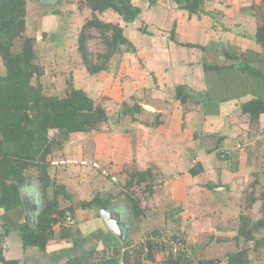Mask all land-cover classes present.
<instances>
[{"label": "crops", "instance_id": "1", "mask_svg": "<svg viewBox=\"0 0 264 264\" xmlns=\"http://www.w3.org/2000/svg\"><path fill=\"white\" fill-rule=\"evenodd\" d=\"M39 1L44 2L45 6L39 8L37 0H27L26 25H30L32 14L38 15V29L42 38L47 34L59 35L70 39L67 41L70 45L72 39L76 38V32L82 28L83 21L93 17L94 12L86 0L83 1L85 7L79 5V0ZM131 1L142 10L132 22H126L112 9L96 14L105 22L118 23L123 27L124 35L134 41L137 51L127 50L124 53L127 67L129 69L136 62L132 68L133 76L137 79L144 74L146 82H149L147 84L151 86L147 94H154V100L150 99L148 103L146 99L144 102L138 100V103L144 113L157 114L163 120L152 127L142 121L143 126L123 133L121 137L126 141L117 145L126 147L130 152L126 158L129 171L150 169V165L147 167L150 155L160 165V170L164 168L166 174L163 173L164 177L161 174L159 180L164 182L169 174L172 194L168 193V199L176 204L181 203L180 214L184 220H188L195 211L199 213L200 228L208 232L203 235L206 239L203 245L213 239L212 235L209 237L210 233L215 234L214 241L219 246L235 241L233 235L232 238H223L228 229L226 224H231L237 232L244 224L249 229L254 224L249 217L252 215L251 209L258 205H261V212L262 207L264 209V112L255 117L243 110L244 103L253 99L264 102V41L257 38L258 29L264 24V0H204L199 13H190L174 0H157L153 5L149 0ZM50 2L52 5L46 4ZM34 6H37L36 9H32ZM141 29H147L150 33H144ZM96 31L95 27L88 28V40L94 38ZM172 32L176 40L172 39ZM155 36H160L156 43ZM178 42L199 46L188 47ZM175 56L177 59L173 60ZM205 64H217L221 69H207ZM251 69L260 73L253 74ZM180 85L184 96H187L184 103L176 99L177 94L175 97L176 88ZM174 98L183 104L184 109L169 110L171 105H175ZM144 103L151 107L146 108L148 105ZM152 135L153 142L146 140ZM171 135L173 138H170ZM190 139L200 141L194 149H190ZM187 147L186 152L180 151ZM140 151L143 161L139 162L135 158ZM104 152L107 153L108 149ZM199 165L201 171L196 175L191 174L190 169ZM151 175L154 177L155 171L153 173L151 170ZM154 180L157 181L156 177ZM32 190L24 189L22 193L34 205L37 193L34 190L33 194ZM149 198L154 206V192L149 194ZM107 210L115 218L118 216L128 238L135 236L136 231L139 236L145 235L146 230L141 226L143 220L136 221L130 215V207L123 198H113ZM31 212L37 214V210L32 208L29 212L25 208L22 211L27 215ZM176 213L177 210H169L167 216ZM97 217L102 223L91 220V228L85 236L61 238L57 235L49 241L47 248L52 243L58 248H46L43 253L50 254L52 250L59 264L73 258L71 256L82 257L84 254L83 264L86 260L90 264L92 258L89 253L92 250L113 245L121 247V239L101 215ZM151 218L154 220V217ZM174 219L177 224L181 223V216ZM87 222L90 221L83 223ZM224 260L226 258H222Z\"/></svg>", "mask_w": 264, "mask_h": 264}, {"label": "trees", "instance_id": "2", "mask_svg": "<svg viewBox=\"0 0 264 264\" xmlns=\"http://www.w3.org/2000/svg\"><path fill=\"white\" fill-rule=\"evenodd\" d=\"M91 7L93 17L86 22L78 38V51L82 62L90 76H95L100 71L106 70V61L116 53L126 51H137L134 41L124 35V29L118 23L105 22L101 20L96 12L112 9L119 13L126 22L134 21L141 13V8L132 3L131 0H86ZM157 0H149L150 5ZM180 7L187 9L190 13L202 11L204 0H174ZM27 0H0V56L4 61L6 72L0 75V210L3 213L17 214L19 223L18 230L23 246H35L41 252H45L49 241L57 235L61 238H71L73 227H69L67 216L76 220V211L72 206L62 207L59 196L64 200L71 198L65 184L57 185L50 174L51 158L59 156L63 144L68 138L81 132L96 131L100 124L106 122L109 117L101 104L96 103L91 95L83 87H77L74 81L67 80L64 95L47 94L41 82L33 83L34 77L40 79L44 74L43 68L35 60V37L25 35ZM97 28L102 35L107 51L100 63L91 59V53L86 47L89 38L88 28ZM144 33H150L147 29H141ZM171 37L176 40L174 32ZM24 39L22 50L13 52L14 40ZM257 38L264 41V24L258 29ZM188 47H198V44L181 43ZM204 47V46H203ZM125 53V52H124ZM207 69H221L217 64H205ZM253 74L260 73L251 69ZM177 98L184 103L187 96L183 94V88L178 86ZM130 104V103H128ZM129 109H127L126 107ZM142 110L138 102L124 105L121 115H130L131 119L136 112ZM243 110L258 117L264 112V102L253 99L244 103ZM121 118V117H120ZM225 156V154H222ZM56 167V166H54ZM36 169L37 181L41 186V196L44 198L43 207L35 214L33 224L24 211L22 190L29 179L28 171ZM57 168V167H56ZM202 167L199 165L190 169L193 175L198 174ZM129 178L125 184V199L129 203L132 216L137 220L146 217V207L134 196L133 188L142 184L151 177V169L140 171L137 169L129 171ZM114 174L110 173L109 178ZM54 187L53 195L47 196L50 187ZM148 191L153 194V183H149ZM130 190V191H129ZM37 193V191L35 190ZM38 194V193H37ZM115 196L108 194L96 195L91 200H83L80 207L83 209L95 208L100 217V209H107ZM171 208V207H170ZM174 210V208H171ZM20 216L23 217L20 221ZM243 218V217H242ZM76 224V223H75ZM264 224V217L254 222L251 228L244 224L238 229L234 237L239 250L229 252L226 264H257L249 259V251L243 248L242 243H248L256 239L255 231ZM145 235L154 236L152 239L138 248L131 249L129 246L133 239L124 236L122 246L106 247L102 250H92V264H119L126 251L128 264H145V262H157V256L165 252L163 264H221L222 258H198L195 251L189 247L188 251L173 252L170 245L161 242L163 231L151 228L145 229ZM10 229L8 223L4 225V231H0V263L20 264L17 259L5 257L4 242ZM179 235V234H178ZM177 233L172 235L178 237ZM184 243L188 241L180 238ZM77 241V240H76ZM75 241V242H76ZM257 241L256 245L262 244ZM145 245L147 248L145 249ZM241 246V247H240ZM257 247V246H256ZM242 248V249H241ZM65 252V251H64ZM25 264V263H24ZM64 264H83L80 256L69 258Z\"/></svg>", "mask_w": 264, "mask_h": 264}, {"label": "rangeland", "instance_id": "3", "mask_svg": "<svg viewBox=\"0 0 264 264\" xmlns=\"http://www.w3.org/2000/svg\"><path fill=\"white\" fill-rule=\"evenodd\" d=\"M37 1L39 3V8L45 6L43 4L44 2H40L39 0ZM83 1L84 0H79V5L85 7ZM46 4L52 5V2ZM35 7L37 6H34L32 9H36ZM38 17V15L32 14L30 25H26V31L24 33L27 36L35 37V60L37 64H39L44 70V74L40 77V79H36L34 77L33 83L36 84L38 82H41L44 86V91L47 94H57L59 96H62L64 95L66 90L67 80L74 81V84L77 87H83L87 91V93L93 97L96 103L101 104L103 108H105L109 117L106 122L100 124V128L96 131L81 132L71 135L65 142V146L63 144V149L59 152V156L51 158V162L55 160L59 161L60 159H66L70 161V163L66 162L59 165H54L57 168L54 166L51 167L50 174L57 185L65 184L67 186V191L71 195V198L65 201L63 196H59L60 200H63L61 202V206H72L73 208H75L76 224L69 227H73L74 236L81 237L85 236V234L89 230V227L91 228V220H97L99 223H102L101 219L97 217V210H94V208L83 209L82 207H80L81 201L91 200L98 194L107 197L109 193L115 195V197H120L126 200V189L124 186L125 184H127V179L129 178V165L127 164L126 158L129 157L130 152L126 147H120L117 145L118 143L123 141V138L121 137L122 134L133 131L132 128L137 129L139 126H143L142 121H144L147 126L152 127L157 125L159 123L158 121H162L163 118H161L159 115L157 116V114H152L147 110L146 113H144V111L142 110L136 112V114L134 115V117L138 118V120L136 121H131L130 115H121L120 111H122L124 105L130 106V104H134L135 101L140 102L138 100L144 102V99H146L147 103L150 102V99L154 100L153 93L152 96L150 95V93L147 94L151 89V86L149 87V85L147 84L149 82H146V76H144V74H138L139 77L137 79L133 76L134 69L132 68H134L136 62H133V65L131 64L128 69L127 58L124 54V52H126V47L123 48V53H116L112 58L105 62L107 69L97 73L95 75V79L93 75L90 76L91 73L88 72L85 68L82 62L81 54L78 51L79 35L86 22L90 19L88 20L86 18L83 21L82 28L78 32H76V38H73L72 44L69 45L67 41H69L70 39L67 40L65 37L59 35L49 36L47 34V37L44 36L42 38V33H40V29H38ZM94 34L95 35H93V39L87 40L86 47L91 53V59H93L96 63H100L104 60L102 54H105L107 48L103 41L101 32L97 29L96 33ZM159 39L160 36H155L154 43H156V41H158ZM23 41L24 39L22 38H17L14 40V45L12 48L13 52H20L22 50ZM142 43L146 42L142 41ZM176 59L177 58L175 56L173 60ZM5 72V64L0 56V75L4 74ZM89 79L94 81L95 84L92 81H89ZM176 94L177 92H175V97ZM176 99L179 100L178 98ZM176 99L174 98L175 105H171L169 107V110H172L171 108L175 110L177 109V111L184 109L183 104L177 102ZM144 104L148 105L146 106V108L151 107L149 106L150 104ZM156 136L157 132L154 133L155 138ZM154 137L152 135L150 139L147 138L146 140L153 142ZM126 138L127 136L125 135V139ZM170 138H173V135H171ZM133 140H130V142H132ZM194 140H188L192 143L190 149H194L197 146V143L200 142H196ZM186 141L187 140H184V142ZM174 143L175 142H170L169 144ZM108 144L110 146L107 147ZM147 147L148 146L146 143L145 148ZM107 149L108 152H104ZM187 150L188 147L182 150L180 149V151L182 152H186ZM106 155H109L110 158ZM140 156H142L141 151L140 154H137L136 158L135 156L134 158L140 162V160H142ZM149 158L150 160L147 162V167L150 165L149 168L153 173L155 171L156 175L152 177L154 175L153 174L151 176L152 178L148 177L145 182L136 185L133 188L134 196L140 200L142 206L146 207V212L148 213V218L145 217L142 219L143 225L141 224V226H143V229L149 228L151 226V229L154 228V230L163 231L164 237L169 235L171 236L176 233L177 235L179 234L178 237L184 238L188 241V246L191 248V250L193 249L195 251L198 258H215L216 256H220L222 258H226L227 260V255L229 252L239 250L240 248L239 246H237V243L234 240L228 241L229 243H223L220 246L217 245L214 241L215 234L213 235L211 233L209 237H211L212 235L213 239L207 241V243L210 241V244L208 243L207 245H203L206 241L203 235H207L208 232H203L204 230H201L200 228L201 226L198 222L199 213L197 211L194 212L193 210L194 213H191L189 215L190 217L188 218V220H184V217H182V215L180 214V209H182L180 206L181 203L179 202L176 204L174 201L172 202L168 199V193L172 194V189L169 186V174H167L168 177H166V180L164 182L160 181V175L162 174V177H164V168L162 167L160 170V165L154 161L152 155H150ZM71 161L74 162L71 163ZM93 163H98V165H101L108 171L109 174L115 172L113 173V179L109 178V174H102L98 169L95 168ZM51 165L53 164L51 163ZM28 176V184H26L24 189H33V194H35L34 190L39 193L37 194V200L34 202L36 203L34 205L37 206L38 213L43 207L44 198H42L41 196L42 191L40 183L36 179L38 176L36 169L34 168L29 170ZM155 177L157 181L154 180ZM149 183L154 184V206L150 204V191H148L147 186L149 185ZM53 190L54 187H50L47 196H52ZM156 195H158L159 198L158 196L156 197ZM195 200L197 201L198 199L196 198ZM126 202L129 206L128 201ZM160 202L162 203L160 204ZM167 205L174 206L173 208L174 210H177V213L175 215L169 214L168 217L167 213L171 208ZM198 205L199 203L196 204V206ZM152 207H154V209H152ZM260 207L261 205H258V207L251 209L252 215H249V217L253 222L259 221L264 217V209L262 207L261 212ZM131 213L132 212L130 211V215H132ZM179 216H181V223L179 222L177 224V221L174 219V217L178 218ZM17 217V214L15 215L14 213H3L2 210H0V231H4V225L7 223L8 228L10 229V232L8 236H6L4 242L5 257L7 259H17L20 264H59V260L54 259L52 250L50 251V254H48L41 252L37 248H25L23 246L22 240L19 235V223L17 221ZM151 217H154V220ZM21 219H23L22 216H20V221ZM86 221L90 222L83 223ZM148 225L150 226L147 227ZM226 227L228 229L225 231L226 236L223 238L228 239L237 235V231L232 227L231 224H226ZM261 228L262 229H258L254 232L256 235L255 240L249 241L248 243H242L241 245L243 248L248 249L249 259H251L253 263L257 264H264V225H262ZM137 233L138 232L136 231L135 236H131V239L139 241L140 236ZM262 239V244L256 245V242L262 241ZM55 247L58 248V246L53 245V243L48 246V248L50 249H55ZM82 255L83 259V257L85 256L84 254ZM164 255H166L165 252L160 253L157 256V262L147 261L145 264H163L162 260ZM226 260L222 261L221 264H225ZM85 262V264H88L87 260ZM90 264H92V262Z\"/></svg>", "mask_w": 264, "mask_h": 264}, {"label": "built area", "instance_id": "4", "mask_svg": "<svg viewBox=\"0 0 264 264\" xmlns=\"http://www.w3.org/2000/svg\"><path fill=\"white\" fill-rule=\"evenodd\" d=\"M70 163V161L68 160H63V159H60L59 161H52L51 163L53 165H59V164H62V163ZM74 161H71V163H73ZM85 164V163H84ZM95 168L98 169L102 174H109L108 171L103 168L101 165H98V163H93ZM114 176H112V179H113ZM67 220H68V224L70 226L74 225L76 223V220L73 219L70 215L67 216ZM139 241H135V240H132L131 241V244H130V248H138L140 247L141 245L145 244L147 242V240L149 239H152L154 241V236H148V235H141L139 237ZM160 241L161 242H165V243H168V245H170L169 249L172 250L173 252H179V251H188L189 252V246H188V243H184L183 241H181L180 238H173V236L169 235V236H166L164 237V234L161 235V238H160ZM147 248V246L145 245V249Z\"/></svg>", "mask_w": 264, "mask_h": 264}, {"label": "water", "instance_id": "5", "mask_svg": "<svg viewBox=\"0 0 264 264\" xmlns=\"http://www.w3.org/2000/svg\"><path fill=\"white\" fill-rule=\"evenodd\" d=\"M22 200H23V205L24 208L27 212H29V210L35 209L37 210V206L30 204V202L28 201V199L24 196V194L22 193ZM100 215L102 217V219L106 222V224L108 225V227L121 239H124V235L126 233L125 229L122 227V222L119 219H116L112 212L107 210V209H101L100 210ZM28 217L30 219V221L34 224V219H35V215L33 214H28ZM36 224V223H35ZM119 264H128V259H127V255H126V251H124V254L122 256V259L120 261Z\"/></svg>", "mask_w": 264, "mask_h": 264}, {"label": "flooded vegetation", "instance_id": "6", "mask_svg": "<svg viewBox=\"0 0 264 264\" xmlns=\"http://www.w3.org/2000/svg\"><path fill=\"white\" fill-rule=\"evenodd\" d=\"M116 218L119 219L118 216H116Z\"/></svg>", "mask_w": 264, "mask_h": 264}]
</instances>
